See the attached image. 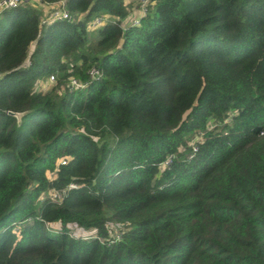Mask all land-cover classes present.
<instances>
[{"label": "trees", "instance_id": "16d2710c", "mask_svg": "<svg viewBox=\"0 0 264 264\" xmlns=\"http://www.w3.org/2000/svg\"><path fill=\"white\" fill-rule=\"evenodd\" d=\"M59 1L0 12V264H264V0Z\"/></svg>", "mask_w": 264, "mask_h": 264}, {"label": "built area", "instance_id": "2783aa9c", "mask_svg": "<svg viewBox=\"0 0 264 264\" xmlns=\"http://www.w3.org/2000/svg\"><path fill=\"white\" fill-rule=\"evenodd\" d=\"M155 0H135V3L137 4V12L138 14L136 16H133L131 18H129L128 23L130 25H137L138 24V17H141L144 15V13L146 12L147 6L149 3L153 2ZM22 1L21 0H0V12L5 11V10H9V9H13L15 7H17ZM53 7H50V10L45 14V16H49L54 18L55 20H66L68 19V13L64 10V2L63 1H59L56 2L55 4L52 5ZM44 20L45 19H41L40 20V24H44ZM104 21V16H97L94 17L93 20L90 23V29H97L99 26L102 25ZM98 73L96 70L91 69V71L89 72V76L93 77L96 76ZM49 81H52L53 78L49 77L48 79ZM69 86L71 88L74 89H78L83 87V84L75 81V80H71ZM73 185H69L68 188H73ZM52 193V198L51 200H55V201H59L60 200V194L57 192H51ZM118 239V234L116 236V238H113V240H117Z\"/></svg>", "mask_w": 264, "mask_h": 264}, {"label": "rangeland", "instance_id": "374dc122", "mask_svg": "<svg viewBox=\"0 0 264 264\" xmlns=\"http://www.w3.org/2000/svg\"><path fill=\"white\" fill-rule=\"evenodd\" d=\"M21 1H23V0H21ZM132 2L134 4H132V8H131V6L128 8V11H129L130 14H129L128 18H127V21L129 20V18H131L133 16H136L138 14V12H137V6H136L137 4L135 3V0H129L128 1V4L130 5ZM90 33L91 34H89V36H92L93 35L92 37H89V40L91 41L90 43H91V46H92L93 45V42L95 41V36H94V33H92V32H90ZM46 82H47V84L53 83L54 82V79L52 81L47 80ZM38 84H39V87L40 88H42L44 86V82H41L40 81V83H38ZM45 196L46 197L48 196V198L51 199L52 198V193L49 192ZM71 233L74 236H81V237L82 236H88V235L91 234L90 232H86L85 230L80 229V228H77L75 226L74 227H71ZM116 236H117V233L116 232H113L112 235H111V238H116Z\"/></svg>", "mask_w": 264, "mask_h": 264}, {"label": "crops", "instance_id": "0c3cea01", "mask_svg": "<svg viewBox=\"0 0 264 264\" xmlns=\"http://www.w3.org/2000/svg\"><path fill=\"white\" fill-rule=\"evenodd\" d=\"M129 0H127L128 2ZM23 2L29 3L32 7H35L36 9H39L43 16L50 10V7H53L52 5L49 8H44V6L39 4V0H23Z\"/></svg>", "mask_w": 264, "mask_h": 264}, {"label": "water", "instance_id": "95a60500", "mask_svg": "<svg viewBox=\"0 0 264 264\" xmlns=\"http://www.w3.org/2000/svg\"><path fill=\"white\" fill-rule=\"evenodd\" d=\"M27 112H23V113H7V115L13 117L16 121V125H18L20 123V120L22 117H24L26 115Z\"/></svg>", "mask_w": 264, "mask_h": 264}]
</instances>
